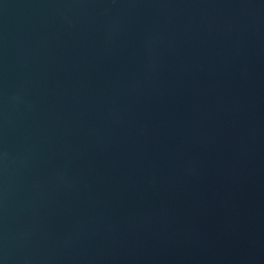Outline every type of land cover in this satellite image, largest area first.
Wrapping results in <instances>:
<instances>
[{"label":"water","instance_id":"obj_1","mask_svg":"<svg viewBox=\"0 0 264 264\" xmlns=\"http://www.w3.org/2000/svg\"><path fill=\"white\" fill-rule=\"evenodd\" d=\"M0 264H264V0H0Z\"/></svg>","mask_w":264,"mask_h":264}]
</instances>
